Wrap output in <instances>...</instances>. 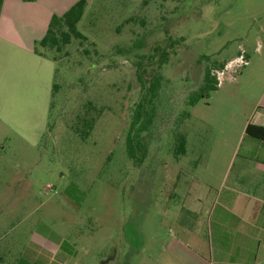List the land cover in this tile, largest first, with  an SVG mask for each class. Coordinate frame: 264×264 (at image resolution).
<instances>
[{"label": "rangeland", "instance_id": "rangeland-1", "mask_svg": "<svg viewBox=\"0 0 264 264\" xmlns=\"http://www.w3.org/2000/svg\"><path fill=\"white\" fill-rule=\"evenodd\" d=\"M78 1L37 0L33 11L48 28ZM85 1L77 29L87 40H73L58 63L46 132L38 106L29 135L5 121L0 83V264L30 253L57 262L49 233L72 248L60 264H161L151 243L190 225L188 195L212 198L240 178L264 183V164L245 141L264 113V0ZM242 53L248 64L229 67ZM208 67L222 84L190 106ZM155 76L158 113L136 166L126 134L139 77ZM88 103L102 113L84 139L74 125ZM179 136L187 152L177 157Z\"/></svg>", "mask_w": 264, "mask_h": 264}, {"label": "crops", "instance_id": "crops-1", "mask_svg": "<svg viewBox=\"0 0 264 264\" xmlns=\"http://www.w3.org/2000/svg\"><path fill=\"white\" fill-rule=\"evenodd\" d=\"M36 2L21 1L10 9L4 0L0 16V83L8 96L9 111L4 118L20 136L29 135L36 106L41 113L42 133L46 132L56 68L52 61L34 53L35 43L44 38L48 29L33 11ZM263 116L264 113L254 125L264 126ZM261 151L264 158L262 145ZM188 198L190 225L179 227L175 237L166 243H151L154 249L160 248L156 258L159 263L264 264V183L240 178L222 185L215 197ZM45 236L58 253L63 239L55 241L50 233ZM26 257L27 264H35L34 253ZM55 263L60 261L48 262Z\"/></svg>", "mask_w": 264, "mask_h": 264}, {"label": "trees", "instance_id": "trees-1", "mask_svg": "<svg viewBox=\"0 0 264 264\" xmlns=\"http://www.w3.org/2000/svg\"><path fill=\"white\" fill-rule=\"evenodd\" d=\"M24 1L35 2L36 0ZM3 4L4 0H0V16ZM86 6L87 2L85 0H80L62 16L53 15L44 38L35 43V55L48 59L55 64L56 68L54 78L57 77L59 72L58 63L62 61V56L64 54L65 56H68L65 51L72 41L87 40V38L84 37L77 29L78 23L84 15ZM161 57L164 59L162 62L167 61V55L164 52ZM224 66L225 65L222 64L219 68L223 69ZM160 68H162V66H160ZM212 69L213 67L207 68L203 85L198 91L189 97L190 106H195L201 100L209 99L210 93L218 90V81L212 73ZM139 80L141 83L142 95L138 103L134 106L125 142L126 155L136 166L142 165L148 156L145 134L153 127L157 117L158 108L156 100L158 98L161 83L160 76L153 77L151 81L144 80L142 77H139ZM59 89L60 86L54 83L52 86V97L58 93ZM86 106L87 107L84 110L85 113L82 117L77 118V123L74 125V131L84 139L91 135L93 129L95 128L97 119L102 113V110L96 109L91 103H88ZM245 141L246 153L253 154L255 160L264 164V158L262 156L263 151H261V153L259 152L260 145L264 146V126L248 124L246 128ZM186 152V139L184 136H179L175 155L177 157L184 156L186 155ZM50 238L55 241L60 240V237L53 235V233L50 234ZM64 245L65 247L68 246L66 242H59L60 250L55 256L56 261H60V263H65V259L73 253L71 252L70 254L69 249L71 250L72 248L69 246L66 249H62ZM34 256L35 264H48V261L47 263L44 262L43 259L36 256V254H34ZM20 264H27V257L23 258Z\"/></svg>", "mask_w": 264, "mask_h": 264}, {"label": "built area", "instance_id": "built-area-1", "mask_svg": "<svg viewBox=\"0 0 264 264\" xmlns=\"http://www.w3.org/2000/svg\"><path fill=\"white\" fill-rule=\"evenodd\" d=\"M248 64V61H247V57L245 56V54L244 53H242L237 59H236V61H233L232 63H230L228 66L230 67V66H233L234 65V67L235 66H246ZM228 67V68H229ZM233 68V67H232ZM219 74V73H218ZM217 74V75H218ZM221 75H224V73L223 72H221V74L219 75V76H221ZM219 79V80H218ZM217 81H218V87H220L221 86V84H222V81H221V79L220 78H218L217 77Z\"/></svg>", "mask_w": 264, "mask_h": 264}, {"label": "flooded vegetation", "instance_id": "flooded-vegetation-1", "mask_svg": "<svg viewBox=\"0 0 264 264\" xmlns=\"http://www.w3.org/2000/svg\"><path fill=\"white\" fill-rule=\"evenodd\" d=\"M164 1H165V2H169V3L174 4L175 2H176V3H181V1H184V0H169V1H168V0H164ZM186 1H189V0H186ZM186 1H185V2H186ZM192 1H194V0H192ZM182 3H184V2H182ZM184 4H185V3H184Z\"/></svg>", "mask_w": 264, "mask_h": 264}]
</instances>
